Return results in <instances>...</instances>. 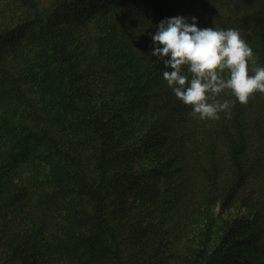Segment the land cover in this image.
<instances>
[{"label": "trees", "instance_id": "1", "mask_svg": "<svg viewBox=\"0 0 264 264\" xmlns=\"http://www.w3.org/2000/svg\"><path fill=\"white\" fill-rule=\"evenodd\" d=\"M173 16L264 66V0H0V264H264V94L191 116Z\"/></svg>", "mask_w": 264, "mask_h": 264}, {"label": "clouds", "instance_id": "2", "mask_svg": "<svg viewBox=\"0 0 264 264\" xmlns=\"http://www.w3.org/2000/svg\"><path fill=\"white\" fill-rule=\"evenodd\" d=\"M184 16L161 20L153 42L152 56L163 61V78L175 97L190 106V115L200 120L220 118L239 101L246 105L259 92L264 94V66L252 48L233 28H200ZM251 72V75H250ZM227 91L235 100L217 99Z\"/></svg>", "mask_w": 264, "mask_h": 264}, {"label": "rangeland", "instance_id": "3", "mask_svg": "<svg viewBox=\"0 0 264 264\" xmlns=\"http://www.w3.org/2000/svg\"><path fill=\"white\" fill-rule=\"evenodd\" d=\"M205 27H210V25H209V24H207Z\"/></svg>", "mask_w": 264, "mask_h": 264}]
</instances>
